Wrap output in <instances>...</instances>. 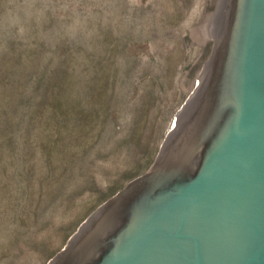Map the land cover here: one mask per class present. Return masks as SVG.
<instances>
[{
    "label": "rangeland",
    "instance_id": "obj_1",
    "mask_svg": "<svg viewBox=\"0 0 264 264\" xmlns=\"http://www.w3.org/2000/svg\"><path fill=\"white\" fill-rule=\"evenodd\" d=\"M221 1L0 0V264H46L150 169Z\"/></svg>",
    "mask_w": 264,
    "mask_h": 264
},
{
    "label": "water",
    "instance_id": "obj_2",
    "mask_svg": "<svg viewBox=\"0 0 264 264\" xmlns=\"http://www.w3.org/2000/svg\"><path fill=\"white\" fill-rule=\"evenodd\" d=\"M213 39L153 165L46 264H264V0H222Z\"/></svg>",
    "mask_w": 264,
    "mask_h": 264
},
{
    "label": "trees",
    "instance_id": "obj_3",
    "mask_svg": "<svg viewBox=\"0 0 264 264\" xmlns=\"http://www.w3.org/2000/svg\"><path fill=\"white\" fill-rule=\"evenodd\" d=\"M62 67H63L62 62H58L57 65L50 72L44 73V70H43L42 72H40L38 74L37 73L33 74L32 78L36 81V83L38 82V84H40V85H42L44 83H45V85H47V83H50V82L60 81L63 79V75L65 74V71L62 69ZM14 75L15 74H13V77H14ZM6 79L8 80V78H6ZM25 80H27V79H25ZM12 81H14V80H12ZM45 89H47V88H45ZM45 89H44V91H45ZM44 91H43V93H44Z\"/></svg>",
    "mask_w": 264,
    "mask_h": 264
}]
</instances>
